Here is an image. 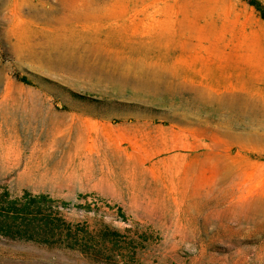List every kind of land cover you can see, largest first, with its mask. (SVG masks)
<instances>
[{
    "label": "rangeland",
    "instance_id": "1",
    "mask_svg": "<svg viewBox=\"0 0 264 264\" xmlns=\"http://www.w3.org/2000/svg\"><path fill=\"white\" fill-rule=\"evenodd\" d=\"M260 13L0 0V210L46 193L44 213L95 250L0 233V264H264Z\"/></svg>",
    "mask_w": 264,
    "mask_h": 264
},
{
    "label": "trees",
    "instance_id": "2",
    "mask_svg": "<svg viewBox=\"0 0 264 264\" xmlns=\"http://www.w3.org/2000/svg\"><path fill=\"white\" fill-rule=\"evenodd\" d=\"M249 3L254 5L257 10H260V12L262 9V13L260 14L264 18V8L260 7L259 0H249ZM18 78L26 83H33L32 79H29L25 75H20L18 76ZM2 192H4V198H7L8 192ZM22 195L25 198H28V200L30 201V208H28L27 204L17 207L15 204V199L12 198L10 199V201H6L5 199L6 203L1 205L2 210H0V212H4L7 214L14 213L15 217L20 214L21 218L23 219L22 225L24 228L20 230L18 229L19 224L16 223L17 226L14 228L12 227L11 223L2 221L0 223V233L13 238H25L47 244H51L52 242H55V240L58 242L61 240H65L67 242V246L69 247H77L82 249L84 252H87V250H90L92 252L95 251L93 249H90L91 247H88V241L86 239L80 240L82 241V245H80V247L76 245V243L79 242L78 238L74 237L72 239L73 242L69 241V236L71 237V226L69 221H65L58 214L52 215L50 211L44 213V208L41 206V202H38V198L47 199L48 195L46 193L40 192L33 194L29 190L25 189ZM35 203H37V205H35V207L33 208V205ZM27 212H30V216H26ZM29 219L30 221H28ZM33 220L38 223V226L30 225L29 231V223L31 224ZM109 230L111 232H116V229L113 228H109ZM90 245L94 247V244L91 243Z\"/></svg>",
    "mask_w": 264,
    "mask_h": 264
},
{
    "label": "crops",
    "instance_id": "3",
    "mask_svg": "<svg viewBox=\"0 0 264 264\" xmlns=\"http://www.w3.org/2000/svg\"><path fill=\"white\" fill-rule=\"evenodd\" d=\"M30 176H31V173H30ZM43 178H45V177H43Z\"/></svg>",
    "mask_w": 264,
    "mask_h": 264
},
{
    "label": "bare ground",
    "instance_id": "4",
    "mask_svg": "<svg viewBox=\"0 0 264 264\" xmlns=\"http://www.w3.org/2000/svg\"><path fill=\"white\" fill-rule=\"evenodd\" d=\"M52 41V40H51ZM63 50V49H62Z\"/></svg>",
    "mask_w": 264,
    "mask_h": 264
}]
</instances>
